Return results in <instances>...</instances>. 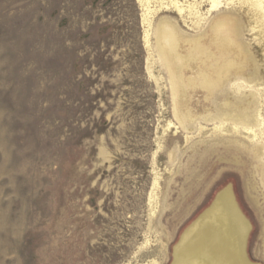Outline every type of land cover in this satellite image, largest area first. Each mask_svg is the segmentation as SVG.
<instances>
[{
  "label": "rangeland",
  "instance_id": "obj_1",
  "mask_svg": "<svg viewBox=\"0 0 264 264\" xmlns=\"http://www.w3.org/2000/svg\"><path fill=\"white\" fill-rule=\"evenodd\" d=\"M211 3L0 0V264H198L230 189L264 264V14Z\"/></svg>",
  "mask_w": 264,
  "mask_h": 264
},
{
  "label": "bare ground",
  "instance_id": "obj_2",
  "mask_svg": "<svg viewBox=\"0 0 264 264\" xmlns=\"http://www.w3.org/2000/svg\"><path fill=\"white\" fill-rule=\"evenodd\" d=\"M250 1H251V3L253 2V4H254L253 6L260 9L261 10L260 12H263L262 14H264V0H250ZM221 4H222V0H212L211 9H217V8H219V6ZM262 18H264V17H262ZM164 28H166V27H164ZM221 29H222V27H221ZM171 36H172V28L166 31V35L164 37L165 38V44H167L166 43V40L168 39L167 37H171ZM247 120H248V118H247ZM247 124H249V123H247ZM230 190L225 191L220 196L218 202L216 203V206L220 207L219 208V211H220L219 214L212 217V219L210 221L207 220L208 222L205 223V225H203V227L199 230V234H198V237H199V243L198 244L200 245L199 250H201L203 248V251L201 252V261L200 262L198 261L199 262L198 264H218L217 261L215 260L216 255H223V256H225L226 259L228 257L230 260L228 264H246V261L244 260L243 256L241 255L242 254L241 253V250H242L241 249V243L237 239L240 226L238 223L239 222L238 216H237L236 211H235L236 205H235V202H234L233 197H232V193H231L232 190L231 191ZM217 208H216V210H217ZM241 225H243V224H241ZM243 228H244V226H243ZM237 240H238V242H237ZM182 243H184V242H182ZM179 248H181V247H179ZM237 255H240L241 258L238 259ZM180 257L181 256H179V258ZM195 258H196V256H195ZM176 264H187V263H185L184 261H181V262L179 261V262H176ZM219 264H225V263H219Z\"/></svg>",
  "mask_w": 264,
  "mask_h": 264
}]
</instances>
